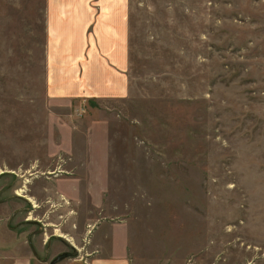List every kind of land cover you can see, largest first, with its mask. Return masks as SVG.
<instances>
[{
    "label": "rangeland",
    "instance_id": "rangeland-1",
    "mask_svg": "<svg viewBox=\"0 0 264 264\" xmlns=\"http://www.w3.org/2000/svg\"><path fill=\"white\" fill-rule=\"evenodd\" d=\"M128 9L127 98L66 103L45 0H0V237L49 264H264V0Z\"/></svg>",
    "mask_w": 264,
    "mask_h": 264
},
{
    "label": "crops",
    "instance_id": "crops-1",
    "mask_svg": "<svg viewBox=\"0 0 264 264\" xmlns=\"http://www.w3.org/2000/svg\"><path fill=\"white\" fill-rule=\"evenodd\" d=\"M128 24V0H45L48 98L66 103L127 98ZM117 247L90 263L132 264ZM31 250L25 239L0 237V264H49Z\"/></svg>",
    "mask_w": 264,
    "mask_h": 264
},
{
    "label": "water",
    "instance_id": "water-1",
    "mask_svg": "<svg viewBox=\"0 0 264 264\" xmlns=\"http://www.w3.org/2000/svg\"><path fill=\"white\" fill-rule=\"evenodd\" d=\"M72 255L75 256L76 253H73ZM68 256L69 254L60 255L59 257L56 258V261H60L61 259H64L65 257H68Z\"/></svg>",
    "mask_w": 264,
    "mask_h": 264
},
{
    "label": "bare ground",
    "instance_id": "bare-ground-1",
    "mask_svg": "<svg viewBox=\"0 0 264 264\" xmlns=\"http://www.w3.org/2000/svg\"><path fill=\"white\" fill-rule=\"evenodd\" d=\"M19 193H22V191H20ZM68 238V237H67Z\"/></svg>",
    "mask_w": 264,
    "mask_h": 264
}]
</instances>
